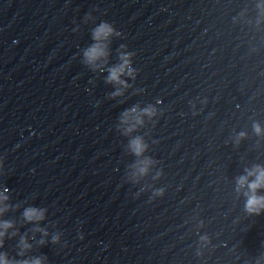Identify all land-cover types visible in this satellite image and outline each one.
I'll use <instances>...</instances> for the list:
<instances>
[{"label": "clouds", "instance_id": "clouds-1", "mask_svg": "<svg viewBox=\"0 0 264 264\" xmlns=\"http://www.w3.org/2000/svg\"><path fill=\"white\" fill-rule=\"evenodd\" d=\"M259 8L264 9V4H259ZM116 34L120 35L119 32L115 30V28L108 22H101L92 32L93 39L95 41H101L103 39H107L109 36ZM84 62L88 65H93L95 61H97L101 57H106L107 52L105 50V46H102L100 43H95L89 46L83 53ZM133 53H122L120 55L121 63L111 69H109V75L107 77L108 83L120 84L124 87H127L125 81L121 80L122 75H128L129 77H135V69L131 66V57ZM122 95L120 89H117L112 96ZM137 113V108H132L129 111H126L121 116V123L127 124L129 117L133 114ZM148 116L149 118L156 115V109L149 105L144 108L138 115H135V123L130 127L125 129L124 134H128L133 131L136 125H142L143 119L142 116ZM255 132L259 135L262 132L259 124L254 125ZM244 133H241L242 137ZM129 148L131 152L137 156H143L144 152L147 150L148 145L144 142L143 138L137 136L133 138L129 143ZM151 158H144L139 161L137 166V170L133 173V176H143L146 175L149 171V166L153 164ZM245 175H241L236 179L237 191H243V195L246 197L245 201V211L249 214L259 215L262 211H264V195H259L258 191L264 189V166L255 165L250 169H245ZM8 189L5 188L3 193H0V203L7 201L9 197L6 195ZM157 194H162V190H159ZM8 206L5 204L3 208H0V213L7 211ZM23 216L25 220L32 221H40L44 219V210L38 209L35 207H28L24 210ZM13 224L10 221L0 222V247L3 246L2 237L6 234L7 230L12 228ZM45 235L47 233L45 232ZM202 239H206L202 237ZM58 236L53 237V242H57ZM21 245L24 249L30 248L31 246L26 242L25 239H21ZM21 255L23 252L20 253ZM0 264H41L40 258H35L32 260H25L23 262H13L9 261L6 255H0Z\"/></svg>", "mask_w": 264, "mask_h": 264}]
</instances>
